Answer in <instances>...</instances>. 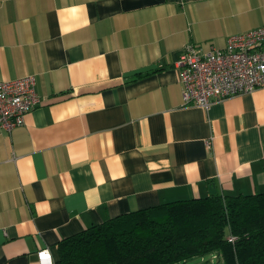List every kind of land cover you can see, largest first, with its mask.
Wrapping results in <instances>:
<instances>
[{"label":"crops","instance_id":"0c3cea01","mask_svg":"<svg viewBox=\"0 0 264 264\" xmlns=\"http://www.w3.org/2000/svg\"><path fill=\"white\" fill-rule=\"evenodd\" d=\"M264 25V0H0V81L41 102L0 132V264L177 199L264 192V87L186 105L188 44Z\"/></svg>","mask_w":264,"mask_h":264},{"label":"trees","instance_id":"16d2710c","mask_svg":"<svg viewBox=\"0 0 264 264\" xmlns=\"http://www.w3.org/2000/svg\"><path fill=\"white\" fill-rule=\"evenodd\" d=\"M210 253L224 264H264V192L215 193L121 214L63 239L55 264H182Z\"/></svg>","mask_w":264,"mask_h":264},{"label":"built area","instance_id":"2783aa9c","mask_svg":"<svg viewBox=\"0 0 264 264\" xmlns=\"http://www.w3.org/2000/svg\"><path fill=\"white\" fill-rule=\"evenodd\" d=\"M177 67L186 105L209 108L216 100L264 87V25L230 35L221 49L202 52L188 44ZM40 102L35 75L0 81V132L24 125L26 115ZM37 257L39 264H55L50 248H42Z\"/></svg>","mask_w":264,"mask_h":264},{"label":"rangeland","instance_id":"374dc122","mask_svg":"<svg viewBox=\"0 0 264 264\" xmlns=\"http://www.w3.org/2000/svg\"><path fill=\"white\" fill-rule=\"evenodd\" d=\"M207 262V264H224V261L216 256L215 253H210L203 257H193L189 258L185 263L182 264H201Z\"/></svg>","mask_w":264,"mask_h":264},{"label":"water","instance_id":"95a60500","mask_svg":"<svg viewBox=\"0 0 264 264\" xmlns=\"http://www.w3.org/2000/svg\"><path fill=\"white\" fill-rule=\"evenodd\" d=\"M210 191H211V193L215 194L216 193V188L212 186L210 188ZM201 264H204V263H201Z\"/></svg>","mask_w":264,"mask_h":264}]
</instances>
